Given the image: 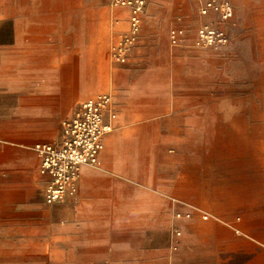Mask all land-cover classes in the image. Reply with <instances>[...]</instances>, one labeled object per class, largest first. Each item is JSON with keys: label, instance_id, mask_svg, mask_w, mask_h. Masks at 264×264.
<instances>
[{"label": "rangeland", "instance_id": "obj_1", "mask_svg": "<svg viewBox=\"0 0 264 264\" xmlns=\"http://www.w3.org/2000/svg\"><path fill=\"white\" fill-rule=\"evenodd\" d=\"M208 1L221 0H0V151L38 126L31 113L64 98L76 105L89 97L87 85L112 97L132 92L125 150L146 165L149 154L159 164L167 150H187L181 160L191 180L204 172L222 199L218 212L201 203L192 211L238 231L228 229L237 243L220 259L264 264V0H228V22L200 14ZM205 25L221 29L225 45H203ZM185 121L189 141L166 145L165 135L184 134ZM5 159L0 152V199L20 191ZM21 228L27 225L2 218L0 245L10 242L5 230ZM141 237L142 264H183L170 255L177 233ZM95 251L98 261L121 258ZM64 258L51 248L43 261ZM0 262L15 261L3 253Z\"/></svg>", "mask_w": 264, "mask_h": 264}, {"label": "crops", "instance_id": "obj_2", "mask_svg": "<svg viewBox=\"0 0 264 264\" xmlns=\"http://www.w3.org/2000/svg\"><path fill=\"white\" fill-rule=\"evenodd\" d=\"M96 89L87 85L83 94L90 93L89 97L76 105V98H64L56 106L34 111L31 116L38 126L14 135L11 148L1 149L6 155L2 167L19 177L20 191L0 199V220H16L27 228L5 230L3 236L10 242L0 245V256L4 253L14 264H45V253L56 248L67 258L46 264H142L141 236L145 231L150 239L158 233H177L176 249L170 254L175 261L226 264L219 255L229 253L237 239L229 232L231 228L202 221L192 211L193 205L201 203L208 211L218 212L215 205L222 199L216 186L205 181L204 172L191 180L181 160L187 150H167L164 162L159 164L149 154L147 165L142 156L125 150L123 120L134 102L132 92L111 96L116 115L114 131L103 139L98 164L81 168L76 196L63 203H45L47 178L39 173L40 159L33 146L57 142L62 123L73 117L80 103L106 94L94 92ZM190 126L185 121L184 134L169 133L162 141L166 145L189 141ZM195 132L199 135L198 129ZM114 234L121 240H114ZM96 249L121 258L110 260L108 256L98 261Z\"/></svg>", "mask_w": 264, "mask_h": 264}, {"label": "built area", "instance_id": "obj_3", "mask_svg": "<svg viewBox=\"0 0 264 264\" xmlns=\"http://www.w3.org/2000/svg\"><path fill=\"white\" fill-rule=\"evenodd\" d=\"M200 14H215L222 22L233 18L234 7L228 0L208 1L201 6ZM199 40L207 48L223 46L225 33L216 27L205 25L199 30ZM112 97L101 94L79 104L72 118L61 125V137L54 143L36 144L33 151L40 159L39 173L47 178L44 200L47 205L73 199L78 191L82 167L95 166L103 150V139L113 131L116 115L112 109ZM202 221H214L226 225L215 215L197 211Z\"/></svg>", "mask_w": 264, "mask_h": 264}, {"label": "bare ground", "instance_id": "obj_4", "mask_svg": "<svg viewBox=\"0 0 264 264\" xmlns=\"http://www.w3.org/2000/svg\"><path fill=\"white\" fill-rule=\"evenodd\" d=\"M140 4H142V3H140ZM134 21H135V20H134ZM97 164H98V163H97ZM97 164H96V165H97Z\"/></svg>", "mask_w": 264, "mask_h": 264}]
</instances>
